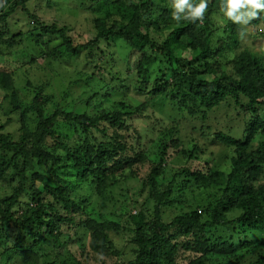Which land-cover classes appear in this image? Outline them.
<instances>
[{
	"label": "trees",
	"instance_id": "1",
	"mask_svg": "<svg viewBox=\"0 0 264 264\" xmlns=\"http://www.w3.org/2000/svg\"><path fill=\"white\" fill-rule=\"evenodd\" d=\"M32 1L0 0V60H12L29 39L46 60L63 53L80 57L84 51L90 60L100 55V69V60L115 55L108 52L117 47L125 72L135 78L134 92L144 101L122 100L114 110L59 108L49 114L44 89L30 80L24 64L0 66V88L22 124L18 140L0 124V183L10 167L19 179L12 194L0 197V256L11 255L22 264H85L90 258L105 264V257L125 254L126 247L120 249L114 239L125 232L133 235V249L120 264H264V48L255 47L264 40V11L247 24L219 23L215 15L225 0H207L202 19L193 22L181 14L177 21L173 0H89L96 36L77 44L67 26L33 14ZM19 9L34 25L14 34L8 18ZM247 35L253 43H244ZM37 61L33 55L26 64ZM108 77L106 86L116 81H122L121 89L127 86L122 76ZM19 79L24 86L17 85ZM20 91L34 93L23 98ZM102 95V90L94 93L87 107ZM225 106L233 108L240 136L211 125L213 113ZM153 107L161 115H177L173 127L154 129V138L138 125L161 119ZM61 118L74 133L84 134L83 140L74 146L65 142L69 134L57 131ZM186 122L195 124L194 130L200 125V136L215 129L212 136L232 149L230 165L216 164L215 151L192 134L183 136ZM176 159L187 163L176 165ZM71 169L103 199L98 213L91 203L73 198L62 175ZM144 171L141 193L147 192L145 202L154 201V211L146 203L134 213L125 208L123 222L104 213L120 180L139 178ZM24 191L28 201L22 206ZM174 206L181 212L166 223L163 209ZM71 226L85 230L80 246L74 237H68L67 246L62 240ZM51 241L53 250L43 253Z\"/></svg>",
	"mask_w": 264,
	"mask_h": 264
},
{
	"label": "rangeland",
	"instance_id": "2",
	"mask_svg": "<svg viewBox=\"0 0 264 264\" xmlns=\"http://www.w3.org/2000/svg\"><path fill=\"white\" fill-rule=\"evenodd\" d=\"M92 3L89 0H33L29 2L28 8L31 10L33 14H36L39 19L46 21L47 23H52L54 21L58 22L61 27L67 26L68 32L71 36H73L74 40L77 44L85 43L91 38H95L96 30H95V22L94 19L96 17V12L91 8L88 9ZM216 21L219 23L229 22V18L222 11L218 15L216 14ZM8 24L11 29L14 31V34L20 31H28L33 29V19L29 17L26 11L19 9L16 13L12 14L8 18ZM16 31V32H15ZM253 43L248 38V35L244 38V43ZM261 46L264 48V40L256 41V46ZM119 48L111 47L110 51H114L115 55L109 54L110 56L103 57L104 60H100V69L97 68L98 58L102 59L99 55L93 59H87V52L84 51L80 57H73L72 54L67 55V53H63L64 55H57L58 59L46 60L44 56H41L38 48L35 47L33 42L29 39L24 40V46L21 49L15 51L13 53V59L10 61L0 60V66L8 69H17L22 64H24L25 69H28V77L30 80L42 86L45 92V96L47 98V104L45 109L48 113H53L59 108L68 110L71 112L83 113L85 111L92 112L95 107L98 109H111L114 110L116 108L120 109V102L122 100L132 103L133 105H139L144 101L140 96H137L136 92H134V79L133 76H128L122 66V60L118 56ZM56 52V48L54 50ZM38 58L36 64H26L32 58V56ZM41 56V57H40ZM55 60V61H54ZM111 73V74H110ZM124 73V75L122 74ZM126 73V74H125ZM97 76L95 79H89L91 75ZM108 75L114 76H122V78L126 79V87L125 89H121L122 81H116L114 83L106 86L105 81H109ZM123 80V81H124ZM20 86H24V80L19 79L18 84ZM111 87H118V90L112 91ZM130 88H132L130 90ZM20 90V89H19ZM33 90V89H31ZM102 90L103 95L99 97L100 99L93 106L87 107V101L90 97ZM22 97L25 98L26 95L32 96L34 92L23 93ZM107 92H111L108 93ZM229 107V106H228ZM221 109V108H220ZM214 112L211 120L213 121L212 126H219L218 129L225 130L226 132H231L234 130V134L240 136L241 130L239 121L231 119V114L233 108L223 107L221 110ZM158 118H161L158 122H153L155 125H150L151 121H139L138 125H140L141 130L145 134L146 132H150L149 136L155 137L156 134L154 129L156 130L158 127H173L176 124L177 115L172 114V112H168L167 114H162L158 112L157 107H153L150 109ZM156 110V111H155ZM29 118H33L32 114H28ZM60 124L57 127L58 133L61 135L69 134V136L65 137V142H68L69 145L74 146L76 142L83 140L84 134L82 133H74L73 129L69 127L61 118ZM218 125H217V124ZM0 124L4 125V133H11L12 139L18 140L19 136L22 134L21 127L22 124L19 122V115L17 112L13 110V103L11 102V98L7 97V92L0 88ZM181 130L183 136L187 137L192 134L194 137L198 139V142L201 143L204 147L207 148L208 151L213 150L214 153V162L216 164H226L230 165L231 156L233 154L231 148H227L226 145H223L219 142L212 133H214L215 129H212L210 132H207L205 136H200L202 127L198 125V130H194L192 127L195 124L186 122L181 124ZM36 124L33 121L29 122L30 129L34 130L36 128ZM230 126V127H229ZM157 139V138H155ZM154 147V146H153ZM61 154L64 153L63 149L57 150ZM187 161H182L180 159H176V165L186 164ZM37 167L41 173H45L44 167ZM146 171V170H145ZM139 175V178H133L131 175L123 177L120 180V184L117 189L113 192L114 198L112 201L108 202V207L103 210L104 213H107L109 217L123 222L125 218H127L128 214H124L123 210L125 208L130 209L129 212L132 211H140L139 207L142 204L146 203V209H149L151 212L154 211L153 202H145L147 192L141 193V184L142 180L146 173ZM66 173V172H65ZM69 183V187L74 191L73 198L82 202V204H86L87 202L91 203L95 209V212L98 213L101 211V205L103 199L101 196L95 191V186L85 184L82 179L77 177L76 171L71 169V173L62 174ZM19 179L16 171L13 167H10L9 170L5 174L4 180L0 183V197H4L6 195L12 194V191L16 185H18ZM27 191H24L22 195V206L24 202L28 201ZM181 209L174 207H166L163 209V219L166 223L171 222L179 213ZM125 215V216H121ZM84 229L77 228V226H71L70 230L66 235L63 236L62 240L65 242L66 246L68 245V237H74L77 240L75 246H80L82 242L80 241L83 238ZM132 238L133 235L130 233H121L116 234L114 239L116 240L117 246L121 249L126 247L125 254L119 257L111 256V258L106 259L105 264H120L125 260H128V253L133 249L132 246ZM54 248L53 242L46 244L44 248H42V252H50ZM11 255H2L0 256V264H22L21 260L15 258L11 260L9 258ZM222 259V257H219ZM85 264H103L100 260H96L90 258L88 262Z\"/></svg>",
	"mask_w": 264,
	"mask_h": 264
},
{
	"label": "clouds",
	"instance_id": "3",
	"mask_svg": "<svg viewBox=\"0 0 264 264\" xmlns=\"http://www.w3.org/2000/svg\"><path fill=\"white\" fill-rule=\"evenodd\" d=\"M175 9L173 18L179 21L183 15L184 19H190L193 22L202 19L207 7V0H199L194 4L190 0H173ZM241 9L244 11L241 12ZM258 10L264 11V0H225L222 7L224 14L233 22L245 24L257 16Z\"/></svg>",
	"mask_w": 264,
	"mask_h": 264
}]
</instances>
